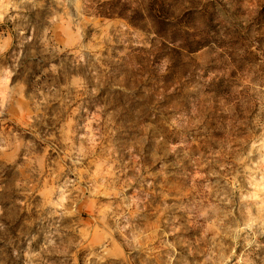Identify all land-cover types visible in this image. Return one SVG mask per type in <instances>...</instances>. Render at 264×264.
I'll list each match as a JSON object with an SVG mask.
<instances>
[{"label": "clouds", "instance_id": "obj_1", "mask_svg": "<svg viewBox=\"0 0 264 264\" xmlns=\"http://www.w3.org/2000/svg\"><path fill=\"white\" fill-rule=\"evenodd\" d=\"M0 264H264V0H0Z\"/></svg>", "mask_w": 264, "mask_h": 264}]
</instances>
